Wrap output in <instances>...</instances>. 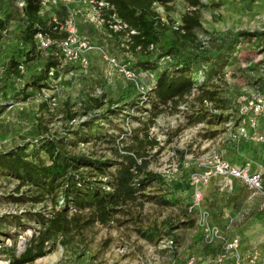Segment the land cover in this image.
I'll return each mask as SVG.
<instances>
[{
	"label": "rangeland",
	"instance_id": "374dc122",
	"mask_svg": "<svg viewBox=\"0 0 264 264\" xmlns=\"http://www.w3.org/2000/svg\"><path fill=\"white\" fill-rule=\"evenodd\" d=\"M201 1L206 7L200 8L201 27L195 32L204 46L214 44L213 37L229 32L264 30V0ZM70 4L77 29L82 35L100 44L106 54L116 56L121 64L126 60L132 63L138 59L123 48L121 37L119 40L110 37L102 27L95 28L89 23L87 18H91L92 14L86 3L70 0ZM169 6L170 10L158 4L154 8L163 21L172 20L175 27L181 15L190 7L184 0H171ZM22 24L17 15L10 21L8 32L0 42V153L26 143L29 146L38 144L46 137L66 135L72 140L70 132L79 129L80 123L91 116V112L80 114V104L85 94H102L106 101L110 97H118L123 90L132 89L131 98L138 103L134 109L126 111L133 102L129 101L126 106L122 102L112 104L110 109L114 114L106 112V102L95 110L105 111L108 122L99 124L103 125V133L115 138L113 143L100 139L76 142L67 147L75 154L87 153L95 158H108L112 162L121 160L124 148L133 142V131L144 124L147 115L144 108H150L146 102L147 88L139 84L131 87L129 79L119 68L108 65L97 50L82 52L75 61L60 65L59 69H51L47 79L48 88L39 90L24 86L30 74L37 69L35 62L30 64L25 80L9 78L7 85H4L2 64L12 36ZM163 58L156 61L162 63ZM82 59L88 61L86 70L80 68ZM227 59L219 77L212 80L219 95L229 98L231 102V106L221 112V120L213 116L220 111L213 109L210 102L194 99L198 94L194 91L172 113L165 111L158 115L148 129V137L157 144L146 146V158L149 160L147 169L163 173L170 167L177 168V172L166 179L168 185L152 182L142 191V196L122 205L107 223L96 220L84 225L79 232L73 230L69 237H58L51 253L28 264H171L172 260L187 253L193 252L196 256L193 239L199 209L203 208L208 211L209 221L228 234L238 233L243 249L255 247L264 252V194L230 177L216 175L206 183L196 184L189 179L191 173L203 171L201 163L213 152L234 166L248 167L261 176L264 174V145L261 151L257 148L256 140L232 137L243 114L241 107L254 100L259 92L257 79L264 73V48H255L251 42H241L231 58ZM142 79L145 84V72ZM42 102H46V107L41 106ZM66 102L71 110L78 112L70 120L65 117ZM199 108V112L205 115L204 120L188 125L187 116L196 113L195 110ZM243 142L247 144L243 145ZM108 178L102 177L103 180ZM17 185L18 181L11 176L0 173V264H7V254L3 252L5 247L14 248L19 254L36 233L38 224L35 219L27 220L28 213L47 215L53 207L47 198L38 203L31 201L27 187ZM195 191L200 192L201 205L194 207L191 213L194 223L182 224L188 218L184 205ZM11 196H23L25 201L14 202ZM173 196L177 199L175 204L160 201L161 198L171 200ZM56 200L55 208H58L62 199L58 196ZM72 211L70 207L69 213ZM88 214L83 212L80 221L90 220ZM152 227L158 230L152 240L141 237L143 230ZM168 229L170 234L166 233ZM172 234L177 238L170 244Z\"/></svg>",
	"mask_w": 264,
	"mask_h": 264
},
{
	"label": "trees",
	"instance_id": "16d2710c",
	"mask_svg": "<svg viewBox=\"0 0 264 264\" xmlns=\"http://www.w3.org/2000/svg\"><path fill=\"white\" fill-rule=\"evenodd\" d=\"M102 1L107 3V6L101 9L104 18L102 28L110 37L118 40L121 37L124 41L120 43L123 48L131 55L137 56L138 59L132 63L126 60L134 76L129 80V84L131 87L139 84L147 88L146 102L150 108H144V111H147L144 124L133 131L134 134L131 136L133 142L124 148L125 152L119 161L95 158L87 153H71L67 147L76 142L100 139L106 143H113L115 138L103 133V125L99 124L108 122L105 111L95 110L100 109L106 102V112L114 114L110 109L112 104L122 102V105L126 106L129 101H133L131 88L106 101L102 94L97 96L85 94L80 104L82 108L80 114L86 115L91 112V116L80 123L79 129L75 128L70 132L72 140L66 135L46 137L39 140L38 144L29 146L26 143L0 153V173L18 181V187L26 186L31 201L38 203L47 198L53 203L52 210L47 215L41 212L28 213L27 220L35 219L38 229L19 254H16L12 247L3 249L7 254V264L32 263L51 253L58 237H69L73 230L79 232L84 225L96 220L102 224L110 221L122 205L142 196V191L152 182L162 186L168 185L162 173L147 169L149 160L146 158V146L152 147L157 144L153 138L148 137L149 127L154 124L158 115L165 111L172 113L180 102L185 101L194 91L198 92L194 99L199 102H210L213 109L220 111L213 116L221 120V112L228 109L231 102L229 98L219 95L212 80L219 77L222 67L227 64V58H231L241 42H251L255 48H264V30H241L235 34L229 32L223 36L213 37L215 43L204 46L197 39L195 32L201 27L200 8L206 7L201 0H184L190 9L181 15L180 22L175 27L172 20L163 21L154 8V5L158 4L170 10L171 0ZM41 9L42 6L37 0H27L23 8H18L15 0H0V42L8 32L12 19L18 15L23 22L12 36L5 54L2 64L4 85H7L9 78L15 81L25 80L30 64L35 62L37 69L30 74L24 86L36 87L39 90L48 88L50 70L59 69L62 65L63 54L56 43L66 36V32L59 30V26L68 17L69 10L64 4L56 7L53 15L42 14ZM110 25L120 27L114 30ZM38 33L50 38L52 42L48 47L38 46L35 38ZM161 57L165 59L162 63L156 61ZM144 72L147 79L145 84L142 79ZM257 83L259 84L257 96H262L264 73L257 79ZM137 104L131 102L126 111L134 109ZM1 106L0 104V111ZM41 106L46 107V102H42ZM195 111L196 113L187 116L188 125L204 120L205 115L199 112L200 108ZM77 114L78 112L71 110L66 102L65 117L70 120ZM244 115L242 114V117ZM208 122L211 123L210 120ZM37 133L38 131L35 132ZM113 166L114 169L111 170ZM259 176L260 193L264 194V174ZM102 177L109 178L103 180ZM58 196L62 199V204L55 208ZM11 199L14 202L25 201L23 196H11ZM170 199L161 198L160 201L166 204L176 203L177 199L175 200L174 196ZM70 207L73 209L71 213ZM193 208L190 199L184 205V213L188 218L181 222L182 224L193 225L194 218L191 214ZM83 212H89L90 220L80 221ZM1 221L0 219V225ZM166 233L170 234L171 231L168 229ZM157 234L158 230L152 227L143 230L141 237L152 240ZM176 238L177 235H171L172 242L176 241ZM201 238L202 233L197 226L193 239L197 250V262L207 264L205 259L208 256L213 257L217 248L203 245ZM261 252L264 253L262 250ZM186 255L172 260L171 264H182Z\"/></svg>",
	"mask_w": 264,
	"mask_h": 264
},
{
	"label": "built area",
	"instance_id": "2783aa9c",
	"mask_svg": "<svg viewBox=\"0 0 264 264\" xmlns=\"http://www.w3.org/2000/svg\"><path fill=\"white\" fill-rule=\"evenodd\" d=\"M27 0H15L18 8H23ZM42 6L41 12L53 15L56 7L64 4L69 10V15L60 24L59 30L66 32V36L56 43L63 54V64L75 61L82 52L89 50H97L111 67H118L119 71L129 80L133 76V72L128 68V63L121 64L116 56L106 54L101 45L94 43L86 35H82L77 29L75 16L71 11L70 0H37ZM86 3L88 11L92 14L91 18H87L90 24L95 28H101L104 22L102 17V8L107 6V3L102 0H80ZM114 30L119 29L118 25H110ZM37 44L40 48H46L51 44L48 36L40 33L35 36ZM80 68L86 70L88 61L80 60ZM242 113L245 114L239 120L236 131L233 132V139L242 137L252 139L264 144V133L249 131L248 128L255 129L257 118H264V95L256 96L248 104L241 107ZM203 171L201 173L193 172L189 179L194 183H206L208 179L216 175L223 178L230 177L238 179L249 189L260 192V176L257 172L250 170L248 167H237L230 164L228 161L220 157L219 154L213 152L211 156L201 163ZM177 172V168L170 167L163 171L164 177L167 179ZM192 207L201 205L200 192H193L191 197ZM197 226L201 230L203 245L215 246L217 252L213 257H207V264H264V254L255 247L243 249L241 238L238 233H230L222 230L219 225L209 221V214L206 208L199 209ZM172 244V240L169 241ZM185 261L182 264H198L194 253H188Z\"/></svg>",
	"mask_w": 264,
	"mask_h": 264
},
{
	"label": "crops",
	"instance_id": "0c3cea01",
	"mask_svg": "<svg viewBox=\"0 0 264 264\" xmlns=\"http://www.w3.org/2000/svg\"><path fill=\"white\" fill-rule=\"evenodd\" d=\"M248 130L249 131H254V132H257V133H264V118H262V117H258L257 118V124H256V127H255V129L253 130V129H251V128H248ZM252 143V142H251ZM256 143V145H257V148L259 149V150H261L262 151V148H263V143L262 142H255ZM254 143V144H255ZM245 144H247V142H243V145H245ZM256 155V154H255ZM257 156V155H256ZM253 171V170H252ZM219 177H221V176H219ZM235 180H238V179H235ZM239 181V180H238ZM239 182H241V181H239ZM242 183V182H241ZM244 185V184H243Z\"/></svg>",
	"mask_w": 264,
	"mask_h": 264
}]
</instances>
